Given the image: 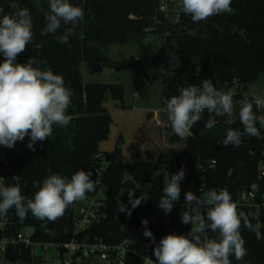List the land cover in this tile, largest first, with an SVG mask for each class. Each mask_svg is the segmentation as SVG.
Returning a JSON list of instances; mask_svg holds the SVG:
<instances>
[{
  "label": "trees",
  "instance_id": "16d2710c",
  "mask_svg": "<svg viewBox=\"0 0 264 264\" xmlns=\"http://www.w3.org/2000/svg\"><path fill=\"white\" fill-rule=\"evenodd\" d=\"M11 2L12 0H0V9H3L0 13L5 15L14 11L10 8ZM16 2L30 10L33 40L15 62L24 64L30 57L37 61L46 59L47 65L38 66L42 70L50 68L55 74L62 75L65 86L71 88L73 96L67 110V114L71 116L70 123L66 127L54 124L52 137L43 142L37 141L34 144L35 151L27 147L30 137L17 141L13 148L3 149L10 151L14 157L11 169L6 174V185L15 184L12 177L19 175L22 195L33 198L38 186L47 177V162H53L54 174L69 179L80 169L92 172L91 179L101 180L95 191L104 188L107 196L104 198L105 217L95 223L89 233L107 244H117L144 225L142 221L150 223L153 205L159 203L163 195L166 172L170 177L183 168L185 177L180 182L181 195L191 190L192 182L202 177L206 183V192L210 189H226L238 210L244 212L253 225L258 224V220L251 214L252 209L242 204L238 196L253 183H258L260 190L264 187V182L258 181V164L264 160V138L244 136L240 147L223 144L229 128L243 127L239 121L237 103L234 124H227L226 117H214L219 122L212 129H206L204 125L213 114L205 111L201 120L192 127V136L181 139L173 134L170 137L173 143L183 142L184 149L162 154L157 160L146 159L139 163L124 164L119 144L114 151L102 152L99 149L100 142L108 138L113 122L104 104L107 92L112 90L122 99L125 92L123 86L85 84L81 65L83 61L88 62L91 67L110 62L106 51L112 44L140 42L150 33L162 38L169 32L168 45L161 44L153 58L147 60L148 63H157L163 68V108L165 109L164 101L178 95L180 87L198 85L204 79L213 80L218 88L227 82L233 98L238 101L243 93L237 87L256 82L264 72V0H232L230 13L217 14L198 23L181 12L179 21L173 24L165 21L160 12L162 0H70L73 5L84 9L85 17L79 22L76 34L69 38L67 44L61 43L57 37L63 35L71 25H64L62 22L55 34L45 30L44 13L49 10L48 0H41L43 11L36 7L35 0ZM168 49L174 52L169 53ZM3 60L4 57L0 56V63ZM177 63L179 67L174 66ZM125 65L126 63H121V66ZM253 107L257 115H264V111L256 109L255 105ZM151 115L149 113L148 117ZM257 127L261 137H264V128L259 124ZM169 130L173 132L171 126ZM138 158L139 154H136L134 159ZM212 160H216V165L209 168V161ZM102 161H106L107 165L103 166ZM240 165L245 167L243 176L239 174ZM157 169H161L164 174L152 180V173ZM125 172L129 173L128 178H125ZM147 185L153 186L152 191L147 194L148 199L132 209L131 216L118 210L119 202L131 208L129 189L136 190L133 193L135 199L145 193ZM122 189L128 193L124 200L118 198ZM75 204L69 206L64 215L54 223L40 221L29 213L24 221L34 227V240H71L74 236ZM10 210L16 212L15 208ZM259 225L264 234V213ZM152 229L155 243L145 237V245L147 252L154 254V248L164 236H187L191 225L183 224L178 209L173 208L167 219L152 225ZM240 231L245 240L247 255L243 260H236L234 255L231 256L232 264H264V236L258 240L255 232L243 226ZM207 235L214 238L217 233L208 231ZM126 264H144V259L127 254Z\"/></svg>",
  "mask_w": 264,
  "mask_h": 264
},
{
  "label": "clouds",
  "instance_id": "9594fccd",
  "mask_svg": "<svg viewBox=\"0 0 264 264\" xmlns=\"http://www.w3.org/2000/svg\"><path fill=\"white\" fill-rule=\"evenodd\" d=\"M35 4L43 11L41 0H35ZM231 4L232 0H180V10L189 15L194 23H198L217 14L230 13ZM48 6L49 10L44 13L45 30L55 34L62 22L71 25L63 35L57 37L61 43L67 44L69 38L76 34L79 22L84 20V9L73 5L70 0H48ZM10 8L14 11L0 16V53L4 57L0 63V145L13 148L17 141L30 137L27 147L35 151L34 144L37 141L43 142L52 137L54 124L66 127L70 123L71 116L67 110L72 103L73 92L65 86L62 75L55 74L50 68L42 70L38 66L47 65L46 59L37 61L30 57L24 64L15 62L18 55L32 43L33 23L30 10L21 7L16 0H12ZM174 66L179 67V63ZM178 93L166 99L164 104L170 126L179 138L187 139L193 135L191 129L201 120L205 111L213 114L204 125L206 129L215 127L218 121L214 117H226L229 125L235 123L236 105L227 82L218 88L213 80L204 79L198 85L180 87ZM236 103L243 127L229 128L223 140L224 146L231 144L240 147L244 136L264 138L257 127V124L264 126V115H257L253 107L264 108V97L245 92ZM161 174H164L163 171L157 169L152 173V180ZM91 176L92 172L83 169L76 171L70 179L60 174H49L38 186L33 198L22 195L21 178L19 175L13 176L15 184L0 183V216H6L10 209L15 208L21 220L31 213L40 221L54 223L69 206L95 191L101 180H93ZM184 177L183 168L170 177L166 172L163 195L158 204L165 214L170 213L173 202L179 200L180 182ZM251 187L257 189L255 184ZM128 191L131 208L119 202L118 210L131 216L132 209L148 197L143 192L140 197L133 199L136 190ZM185 201L181 222L191 225L189 234L164 236L154 248L156 260L152 264H232L231 256L243 260L247 255L240 231L242 226L255 232L258 240L264 236L260 225H253L248 216L238 210L226 189H210L199 197L188 191ZM142 223L146 226L148 222L144 220ZM208 231L217 235L210 238ZM143 234L155 243V237L147 227Z\"/></svg>",
  "mask_w": 264,
  "mask_h": 264
},
{
  "label": "rangeland",
  "instance_id": "374dc122",
  "mask_svg": "<svg viewBox=\"0 0 264 264\" xmlns=\"http://www.w3.org/2000/svg\"><path fill=\"white\" fill-rule=\"evenodd\" d=\"M161 37L154 34H147L140 42L130 41L125 44H112L108 47L106 54L110 62L100 64L98 70H94L88 62L83 61L81 72L83 82L109 84L113 86H123V98H118L112 90L107 92L104 101L108 112L113 119L108 138L101 141L99 149L102 152L114 151L119 144L124 164L135 162V155L139 154L140 160H153L158 153H176L184 148V143L176 141L171 143L170 137L175 134L169 130V120L166 110L162 105V79L163 68L157 63H148V58H153L161 47ZM173 53L174 50H169ZM136 57L140 62H136ZM121 63H126L121 66ZM148 76L147 82H142L141 77ZM259 79L252 84H244L237 87L243 94L250 93L252 96L264 97V72ZM234 105L236 99L233 98ZM264 111V108H260ZM162 112L157 115L154 112ZM149 113H152L150 120ZM264 128V126H261ZM121 140V144L119 141ZM142 143V144H141ZM142 146V147H141ZM0 149H6L0 146ZM142 153V154H140ZM103 166L107 165L102 161ZM129 173L125 172V178ZM89 192V194L98 193ZM101 198H106V190L103 188L99 192ZM128 197L125 189L120 191L118 198L124 200ZM37 252L43 254H54L53 247L44 251L41 246H37ZM94 262H98L97 259Z\"/></svg>",
  "mask_w": 264,
  "mask_h": 264
},
{
  "label": "built area",
  "instance_id": "2783aa9c",
  "mask_svg": "<svg viewBox=\"0 0 264 264\" xmlns=\"http://www.w3.org/2000/svg\"><path fill=\"white\" fill-rule=\"evenodd\" d=\"M161 5L160 12L163 13L165 21L170 24L179 21L180 0H162ZM2 15L0 13V16ZM169 35L170 33L167 32L161 38L162 45H168ZM0 56L3 54L0 53ZM135 61L141 60L136 57ZM147 80V75L141 77L142 82ZM100 157L102 158V155ZM13 158L10 151L0 149V183L6 185V174L11 169ZM215 165L216 160H212L209 161L208 167L214 168ZM258 165V181L264 182V160H261ZM253 184L257 185V189H252ZM253 184L244 189L238 199L252 209L251 214L260 224L261 215L264 213V187L260 190L258 183ZM205 188L206 183L201 177L194 181V187L185 193L191 191L199 197L206 193ZM99 192L86 195L84 200L76 202L74 236L66 242L36 241L34 227L27 225L16 212L9 210L6 216H0V264H126L127 254L141 256L144 264H152L156 258L154 254L147 252L143 233L145 227L154 233L152 225L165 221L169 213L165 214L158 207L159 203H156L153 205L150 223L138 227L120 243L107 244L99 238H93L89 233L91 227L104 218L106 213L104 212L105 201L99 196ZM185 193L180 195L178 201L173 202V208H177L180 215L186 208ZM37 246H41L44 251L53 247L54 254L38 253ZM95 259L98 262H94Z\"/></svg>",
  "mask_w": 264,
  "mask_h": 264
},
{
  "label": "water",
  "instance_id": "95a60500",
  "mask_svg": "<svg viewBox=\"0 0 264 264\" xmlns=\"http://www.w3.org/2000/svg\"><path fill=\"white\" fill-rule=\"evenodd\" d=\"M93 68H94V70H98L99 68H100V64H94L93 65ZM205 132H207V130H205ZM0 146H2V145H0ZM168 160V159H167ZM140 162V159H137V160H135V162H133V163H139ZM45 170H46V174H47V176L49 175V174H54V164H53V162H47L46 164H45ZM244 172H245V167H244V165H240L239 166V174L241 175V176H243L244 175ZM194 187V182H192V188ZM152 189H153V186H151V185H147L146 186V188H145V194L147 195V194H149L151 191H152Z\"/></svg>",
  "mask_w": 264,
  "mask_h": 264
},
{
  "label": "crops",
  "instance_id": "0c3cea01",
  "mask_svg": "<svg viewBox=\"0 0 264 264\" xmlns=\"http://www.w3.org/2000/svg\"><path fill=\"white\" fill-rule=\"evenodd\" d=\"M154 113H156L157 115H159V113L161 114L162 112H154ZM151 118H152V116L150 117V120H151ZM172 143V142H171ZM176 143V142H175ZM178 143H180L181 144V142L179 141ZM142 144V143H141ZM142 147V146H141ZM184 148H185V144H184ZM183 148V149H184ZM140 154H142V153H140ZM170 154H171V152H170ZM159 156H160V153H158V155H157V157L155 158V159H153V160H157L158 158H159Z\"/></svg>",
  "mask_w": 264,
  "mask_h": 264
}]
</instances>
